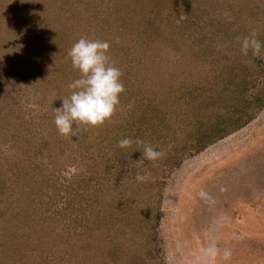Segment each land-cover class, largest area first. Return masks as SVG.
<instances>
[{"label": "trees", "instance_id": "16d2710c", "mask_svg": "<svg viewBox=\"0 0 264 264\" xmlns=\"http://www.w3.org/2000/svg\"><path fill=\"white\" fill-rule=\"evenodd\" d=\"M187 1L0 0V59L6 58L2 62L8 64V68L0 67V87L20 69L16 67L18 57L17 64L9 63L18 52L17 40L13 41L16 36L28 48L25 56L19 52L26 59L24 64L30 63L25 72L50 95L57 104L55 108L60 107V98L72 91L68 85L80 76L72 67L68 51L79 38L86 37L109 43L107 54L123 73L121 82L125 89L115 113L102 126L81 128L74 137H64L57 131L55 108H51L46 136L37 126L44 115L36 114L32 117L33 127H29L32 133L21 147L22 157L0 158V264H19L18 261L38 253L40 246L43 253L46 250L50 236L44 213L39 215L42 221L38 226L20 225H25L30 214L34 218L41 204L48 211L49 198L54 202L61 200L60 189L51 184L52 175H48L46 163L42 158L27 157L43 150L45 143H53L57 158L67 150L60 155V167L66 160L82 166L71 180L72 184L76 181L77 187H65L67 202L77 207L78 199L97 202L94 207L89 204L88 218H75L69 212L71 218L67 219L65 229L76 232L74 225H79L92 234L91 228L97 230L94 225H98L97 231L102 234L118 232L121 237L137 235L141 239L146 233L143 229L150 228L152 217L142 207L154 212L156 221L163 189L156 188L149 179L138 182L136 173H145L143 169L160 160L175 158L178 144L182 145V156L202 152L247 125L264 108V65H258L251 51L245 56L237 39L254 29L257 39L264 42V37L257 35L264 33V0H249L246 6L243 1L232 2L231 16L218 15L217 11H222L218 10L221 1L212 14L210 10H187L180 25L169 30L167 21L173 12H167L174 10L166 8L189 5ZM156 5L163 8L159 41L153 20L160 12L154 10ZM194 11L200 16H193ZM205 16L206 20L200 22ZM40 63L43 71L36 68ZM14 114H19L18 108L5 110L3 116L10 125L18 127ZM18 123L23 128L28 126L21 117ZM124 137H138L162 149L165 155L137 167L142 145L121 149L117 144ZM182 156L174 159L175 166L180 165ZM52 160L53 157H47L48 165ZM128 205L135 206V210H127ZM16 221L19 223L15 224ZM123 245L105 249V256L110 257L106 264H146L134 254L126 255ZM68 247L61 246V254L42 253L38 264H62ZM3 257L7 258L2 261Z\"/></svg>", "mask_w": 264, "mask_h": 264}, {"label": "rangeland", "instance_id": "374dc122", "mask_svg": "<svg viewBox=\"0 0 264 264\" xmlns=\"http://www.w3.org/2000/svg\"><path fill=\"white\" fill-rule=\"evenodd\" d=\"M220 1L222 6H218ZM241 1L245 2V6L248 5L249 0H188L189 5L166 8V10H174L166 11L173 12L172 15L169 14V21H167L169 30H174L180 25L188 14L187 10H210L212 14V11L216 12L214 10L218 6V10H222L217 11L218 15L231 16L232 12L229 10H234L230 7L233 5L231 3ZM139 4L142 5V3ZM155 8L154 10L159 9L161 12L158 17L153 18L156 39L159 41L163 8L162 5H156ZM177 14L181 17H177ZM192 15L200 16V13L194 11ZM202 20H206V16L200 18V22ZM165 35L164 33L161 36ZM257 35L264 37V33ZM14 40H17L15 42L17 45H14L18 52L16 56L12 55L9 63L14 61L17 64L18 62L16 67L20 69L8 78L3 87H0L3 88L0 89V158L16 156L20 159L24 139L30 137L29 133H32L29 129L33 127L32 117L36 114L44 115V119L41 118V124L37 126L46 136L48 131L45 129L49 122L48 117L52 115L51 108L57 107V104L50 99V95L44 93L43 88L34 80L35 78H31L25 72L30 63L24 64L26 59L22 58L20 53L24 52V56L27 55L28 48L16 36ZM216 42L217 40L214 39L215 45ZM16 57L18 58L15 62ZM6 60V58L0 59L1 68H8V64L4 65L2 62ZM256 61L260 67L263 66L264 56H256ZM36 62L33 59V64ZM36 68L43 71L41 63ZM71 70L70 68L68 72ZM3 72L6 71L3 70ZM2 79L0 77L1 81ZM3 107L7 112L9 109L18 108L19 114H14L13 119L18 127L12 123L9 124L10 121L8 122L7 117L3 116L5 113ZM20 117L28 122L25 128L18 123ZM23 129L26 131L24 132ZM46 138L52 141L49 136ZM44 146L45 148L37 154L31 153L27 157L42 158V162L46 163L48 175H52L51 184H55L60 189L61 198L58 199L61 200L54 202L49 198L51 208L49 203L48 211L41 204L34 218L33 214L26 218L28 224L20 223L22 227L35 223V226H38V223L42 221L39 215L44 213L43 216H46L44 222L48 225L50 238L45 243L44 253L40 246L38 253H34L29 259L24 258L18 261L19 264H38L43 254L47 256L53 251L61 254L63 250L59 249L65 245L69 246V249L68 255H63L62 264H106L110 262V257L105 256V249L122 245V243L124 244L122 250L126 255L134 254L146 264H264V108L247 125L218 140L202 152L185 157V155L182 156V145L178 144L175 158L171 160L168 158L167 161L160 160L147 169H143L149 174L148 179L152 184L158 189H163V198L156 221H153L155 213H150L146 207H142L147 216L152 215V217L149 223L150 228L143 229L146 233L141 239L137 235L133 237V235L125 234L121 237L118 232L102 234L97 231L98 225H94L97 230L91 228L92 234H89L88 230H82L79 225H74L77 228L76 232L67 231L65 229L67 219L71 218L69 212H72L75 218H88L89 204L92 203L94 207L97 202H91L90 198L78 199V207L76 204L67 202L65 187L72 184L74 174L82 166L73 165L66 160L63 167H60V155L63 156L67 150H64L65 152L57 158L55 155L58 150L54 149L53 143L48 146L45 143ZM49 156L53 157V163L48 165L46 159ZM178 156H182L181 162L179 166H175L174 159ZM75 182L74 180L72 186L77 187ZM201 190L209 193L211 200L201 199L198 195ZM79 197L80 195L75 198ZM134 208L135 206L131 208L127 206V210ZM101 214H98V218ZM16 223L19 222L16 221ZM212 245H215L218 250L215 257L207 252ZM225 250L231 252L227 260L223 256ZM4 255L10 256L9 253ZM5 258L7 257L1 260ZM12 260L9 259V262Z\"/></svg>", "mask_w": 264, "mask_h": 264}, {"label": "clouds", "instance_id": "9594fccd", "mask_svg": "<svg viewBox=\"0 0 264 264\" xmlns=\"http://www.w3.org/2000/svg\"><path fill=\"white\" fill-rule=\"evenodd\" d=\"M237 39L240 40L241 52L245 56L249 51L253 56L261 55L264 42L257 39L254 29L249 35ZM109 48L107 41L81 37L68 51L72 67L78 70L80 76L68 85L72 91L69 95L62 97L61 106L54 109V123L60 135L74 137L81 128L87 130L88 127L102 126L115 113L120 103L119 96L125 89L121 82L123 73L114 66L107 54ZM133 144L142 145L141 156L136 160L137 167H143L145 161H157L165 155L162 149L155 148L138 137L121 138L117 146L127 149ZM148 175L146 172L143 174L137 172L135 179L138 182H147ZM198 195L203 200H211L209 193L203 190ZM217 251L215 245L207 249L213 257ZM223 256L227 260L231 252L225 250Z\"/></svg>", "mask_w": 264, "mask_h": 264}]
</instances>
